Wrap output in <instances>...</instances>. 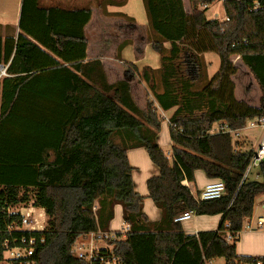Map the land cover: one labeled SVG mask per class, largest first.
Returning a JSON list of instances; mask_svg holds the SVG:
<instances>
[{"label": "trees", "instance_id": "trees-1", "mask_svg": "<svg viewBox=\"0 0 264 264\" xmlns=\"http://www.w3.org/2000/svg\"><path fill=\"white\" fill-rule=\"evenodd\" d=\"M188 1L189 11L183 0H143L148 38L162 61L160 69L146 67L143 75L128 65L149 88L144 112L127 81L110 84L102 61L88 59L84 28L92 19L91 5L65 9L23 0V33L16 40L0 38V64L10 62L11 75L0 83V262L6 244L20 247L23 239L34 238L36 264H88L73 254L76 241L87 235L105 241L106 260L120 264L264 260L236 252L245 221L264 196V161L261 179L243 182L253 150L237 151L228 133L210 134L216 123L241 130L264 116V0L257 10L254 1L225 0V21L205 15L218 0ZM95 3L106 16L133 21L108 12L127 0ZM206 53L221 60L212 79ZM233 56L258 83L259 107L236 99ZM157 106L175 109L169 119L171 154L157 142L163 121ZM140 148L160 170L147 181L148 197L162 212L159 222L149 220L145 197L135 190L128 151ZM197 171L223 181L225 195L198 202L183 184H195ZM29 203L44 210L43 231L23 230L25 218L15 209ZM118 205L129 226L124 239L110 234ZM189 212L221 215L218 229L187 234L175 220Z\"/></svg>", "mask_w": 264, "mask_h": 264}, {"label": "crops", "instance_id": "crops-1", "mask_svg": "<svg viewBox=\"0 0 264 264\" xmlns=\"http://www.w3.org/2000/svg\"><path fill=\"white\" fill-rule=\"evenodd\" d=\"M79 1L78 4L76 2ZM186 9L190 10L188 0H183ZM45 6H60L75 8H83L86 5H91L92 19L84 28L85 37L88 40L87 56L88 59H100L103 63L108 82L114 84L118 81H127L130 85V91L136 105L144 112L147 111L149 98V88L146 83L136 74L129 73L128 65H134L141 75L144 68L149 67L153 70H158L162 66L161 56L152 47L149 41V23L144 7L143 0H127L124 6H109L108 12L113 14H124L133 21L120 16H106L103 11L96 5L95 0H42ZM82 4L81 6H79ZM23 0H0V38L3 42L8 38L17 39L22 34L20 29V21L22 15ZM75 8V9H79ZM208 10V9H207ZM206 15V13H205ZM207 17V16H206ZM212 20V19H210ZM30 40L32 38L28 37ZM127 45L119 52L122 44ZM166 48H170V43L165 44ZM120 55V59H118ZM203 59L207 65L208 77L212 79L220 70L221 60L215 53H206ZM232 61L238 68V73L232 77L235 84V96L239 101H244L253 107L260 106L261 91L254 76L242 62L239 56H233ZM10 64V62H8ZM3 63V64H8ZM258 91V92H257ZM260 92V93H259ZM151 98L153 96L150 94ZM259 96V103L253 104V97ZM160 116L163 118L161 125V133L158 135L157 142L164 150L165 146L172 148L170 139V123L175 109L164 111L157 106ZM167 141V145L163 142ZM171 154L172 150L166 151ZM128 159L133 167V181L136 192L145 197L144 213L151 222H159L162 218V212L156 208L153 201L148 197L147 181L155 176L160 175L159 168L152 163L148 152L144 148L133 149L128 151ZM202 171L196 172V183L188 185L192 194L195 196L201 192L208 184L213 182L203 174ZM257 177V175H256ZM255 177V179H256ZM260 176L257 180H260ZM259 201V209L256 206L254 215L250 220L251 225L255 227L259 218L264 217V196L257 199ZM257 205V202H256ZM40 210L41 216H44L45 224L47 217L43 209ZM29 211H33V210ZM23 212V211H22ZM24 213V212H23ZM191 225L182 223L183 229L187 234H197L203 231H215L218 229L221 222V215L216 216H194ZM189 221V220H188ZM126 224L123 220V209L121 206L115 207L114 219L110 224V234L114 236L117 233L122 234L125 238ZM25 230L29 229L25 226ZM86 242H91L95 238L93 235H87L79 238ZM95 242V240H94ZM101 247L108 248L109 246L103 240H96ZM101 242L105 245H101ZM236 252L239 256H247L253 258H264V231L257 229L243 228L242 233L237 243Z\"/></svg>", "mask_w": 264, "mask_h": 264}, {"label": "built area", "instance_id": "built-area-1", "mask_svg": "<svg viewBox=\"0 0 264 264\" xmlns=\"http://www.w3.org/2000/svg\"><path fill=\"white\" fill-rule=\"evenodd\" d=\"M223 3L225 0H219ZM248 1H254V9L257 10L261 7L260 0H248ZM9 66L10 64H0V83L5 79L10 77L9 74ZM250 130H260V142L256 147L252 148H246L243 146L240 141H247L249 140L248 136H245L244 140L242 139V133L244 131H250ZM222 133H228L232 136L233 142L239 144L236 146L237 151L245 152L249 150H253V155L251 158V161L245 171L243 182L250 180L249 177L251 175V172L254 169L259 170L260 164L264 161V116L263 117H256L254 119L248 120L246 126L244 129L241 130H232L229 128V126L225 123H216L212 130L210 131V134H222ZM257 177L255 180L259 178L258 173L256 174ZM183 184L188 185L187 181H184ZM226 192V187L223 181L216 180L208 184L199 194L195 195V198L198 202L200 201H210L215 200L223 197ZM20 212L24 216V223L23 225L28 226L30 225L29 229L32 231H43L46 227V224L44 221H41L39 219L33 218V213L30 211L28 213H23L22 211H16ZM195 216L194 213H184L176 218V222L183 223L185 221H188L192 219ZM244 227L246 229H257L264 231V217H261L258 219L255 227L251 225L250 220L245 221ZM25 227H23V230ZM18 229V228H17ZM125 233L129 231V226H126ZM94 237V236H93ZM113 239H116L115 235L112 236ZM95 240V239H94ZM92 240L91 242H86L81 239H78L73 246V254L75 257L85 260L88 264H120V261L117 259L113 260H106V256H104V252L106 250V247H101L97 243ZM23 246L20 247H10L8 244H6V249L3 253V260L0 262V264H36L35 260V254H36V240L34 238H31L29 240L23 239L22 240ZM216 259L212 260H205L204 264H214ZM239 264H264V260H251V261H242L239 262Z\"/></svg>", "mask_w": 264, "mask_h": 264}, {"label": "rangeland", "instance_id": "rangeland-1", "mask_svg": "<svg viewBox=\"0 0 264 264\" xmlns=\"http://www.w3.org/2000/svg\"><path fill=\"white\" fill-rule=\"evenodd\" d=\"M79 1L76 2V4H78ZM82 4H80L79 6H81ZM60 7V6H58ZM62 8H65V9H75V8H79V7H75V8H71V7H65L63 5H61ZM202 8V7H200ZM206 16L208 19H212V20H218V21H225L226 20V14H225V10H224V5L221 1H216L212 6L208 7V10L206 11ZM258 92V91H257ZM260 93V92H259ZM258 98L259 96H254L253 97V104H257L259 103L258 101ZM162 130H160V133H161ZM159 133V134H160ZM260 135H261V132L260 130H250V131H244L242 133V139L244 140L245 136H248L249 137V140L247 141H240V143H242L246 148H252L253 146L256 147L258 144H259V140H260ZM163 145H167V141L163 142ZM171 150V147L170 146H165L164 147V151H169ZM167 153V152H166ZM169 154V153H167ZM258 173V170L257 169H254L252 172H251V175L249 177L250 180H255V176L256 174ZM205 175V173H203ZM261 179V178H260ZM259 201H257V205H256V209L259 208ZM32 207V204L29 203L28 205H20L18 206L15 211H23L24 213H28L29 210L31 209ZM157 208V207H156ZM33 211H30L31 213H33V218H36V219H39L41 221H44L45 218L44 216H41L42 215V212L40 213V210H35V209H31ZM259 209H257L258 211ZM192 220L193 219H190L189 221H185V225H191L192 224ZM23 227H25V225H23ZM31 227L30 225L28 226V228ZM26 228V227H25ZM84 241V240H83ZM95 243L96 240H95ZM105 243V242H104ZM104 243L101 242V245H105ZM99 245V244H98ZM214 264H227L226 263V260L224 258H218L215 260V263Z\"/></svg>", "mask_w": 264, "mask_h": 264}]
</instances>
